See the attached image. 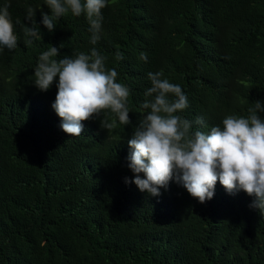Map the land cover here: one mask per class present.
<instances>
[{
    "label": "trees",
    "instance_id": "trees-1",
    "mask_svg": "<svg viewBox=\"0 0 264 264\" xmlns=\"http://www.w3.org/2000/svg\"><path fill=\"white\" fill-rule=\"evenodd\" d=\"M4 5L19 43L0 51V264H264L255 197L230 194L219 179L205 203L174 179L158 197L125 183L134 177L127 141L144 112L149 72L181 86L189 106L180 115L193 131L264 103V0H108L95 46L83 14L69 12L50 32L45 0ZM29 7L42 38L26 46ZM51 46L56 59L92 47L107 57L130 89L131 123L108 131L94 117L80 136L65 133L52 108L58 77L47 92L34 84L39 55Z\"/></svg>",
    "mask_w": 264,
    "mask_h": 264
},
{
    "label": "clouds",
    "instance_id": "clouds-1",
    "mask_svg": "<svg viewBox=\"0 0 264 264\" xmlns=\"http://www.w3.org/2000/svg\"><path fill=\"white\" fill-rule=\"evenodd\" d=\"M45 3L51 15L42 12V23L50 32L58 20L71 12L76 17L86 16L91 45L101 40L102 9L108 6V0H45ZM9 6L0 7V51L15 50L19 43ZM35 16L36 9L29 7L25 19L32 27L25 24L23 28L26 46L33 39L42 38ZM59 56L55 46L39 55L34 84L47 92L58 77L52 108L61 118L60 127L65 133L80 136L84 131L82 122L94 117H104L100 120L101 128L108 131L117 122L125 126L131 123L130 89L117 82L115 68L106 67L107 57L96 47L89 53L76 52L56 59ZM139 58L147 62L146 53L142 52ZM115 59H124L119 50ZM147 76L151 87L144 93L146 99L141 104L144 112L127 141L130 149L127 166L134 177H126L125 183H134L141 192L158 197L161 189H167L174 179L193 198L205 203L214 197L219 179L228 193L244 191L255 197L250 207L264 215V117L261 116L264 103L255 101L247 109V116H225L221 125L212 126L208 132L193 131V121L180 115L189 106L181 86L163 78L162 70L149 72ZM109 114L114 116L111 121L107 118ZM195 124L207 126L203 117H197Z\"/></svg>",
    "mask_w": 264,
    "mask_h": 264
}]
</instances>
